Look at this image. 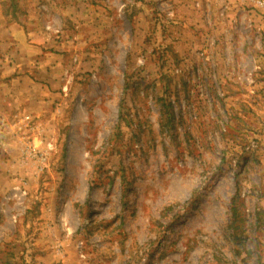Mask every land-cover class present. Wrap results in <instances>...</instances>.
<instances>
[{"label":"rangeland","instance_id":"rangeland-1","mask_svg":"<svg viewBox=\"0 0 264 264\" xmlns=\"http://www.w3.org/2000/svg\"><path fill=\"white\" fill-rule=\"evenodd\" d=\"M258 1L0 0V264H264Z\"/></svg>","mask_w":264,"mask_h":264},{"label":"crops","instance_id":"crops-1","mask_svg":"<svg viewBox=\"0 0 264 264\" xmlns=\"http://www.w3.org/2000/svg\"><path fill=\"white\" fill-rule=\"evenodd\" d=\"M28 26L23 27L18 23L13 22L11 26V36L13 37L16 45L22 46V51L15 52V61L11 66L2 67L0 71V109L7 106H15L14 99L18 96H22V92L28 89L25 94L31 97L30 90L37 86L34 78L27 76L30 83H23V79L20 74L23 73H35L39 66H36L37 62H34L35 54L39 50L40 44L33 43L31 36L36 33V29L31 25V23H26ZM16 77V81H13ZM43 85H41V88ZM11 102H13L11 104ZM6 108V107H5ZM4 109L2 110L3 113Z\"/></svg>","mask_w":264,"mask_h":264},{"label":"trees","instance_id":"trees-1","mask_svg":"<svg viewBox=\"0 0 264 264\" xmlns=\"http://www.w3.org/2000/svg\"><path fill=\"white\" fill-rule=\"evenodd\" d=\"M232 215H233V216L235 215V210H234V209H232Z\"/></svg>","mask_w":264,"mask_h":264},{"label":"built area","instance_id":"built-area-1","mask_svg":"<svg viewBox=\"0 0 264 264\" xmlns=\"http://www.w3.org/2000/svg\"><path fill=\"white\" fill-rule=\"evenodd\" d=\"M258 3H260V0L258 1ZM263 3V2H262Z\"/></svg>","mask_w":264,"mask_h":264}]
</instances>
